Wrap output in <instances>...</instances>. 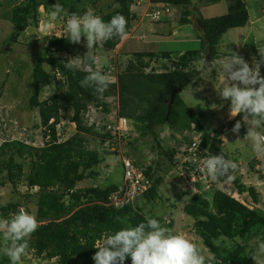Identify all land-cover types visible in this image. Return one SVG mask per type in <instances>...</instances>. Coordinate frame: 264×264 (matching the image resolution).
I'll return each mask as SVG.
<instances>
[{"label": "trees", "instance_id": "trees-1", "mask_svg": "<svg viewBox=\"0 0 264 264\" xmlns=\"http://www.w3.org/2000/svg\"><path fill=\"white\" fill-rule=\"evenodd\" d=\"M146 1L150 4L145 16L148 22H153L152 12L162 5L181 8L179 20L183 25L191 24L190 18L194 17L193 21L202 35L199 37L200 49L174 56L170 52H131L129 47L128 55L133 57L132 60L117 76L116 82L109 83V88L100 97L94 87H81V81L89 74V65L93 70V57L87 58L83 67L70 70L65 66L68 62L53 56L71 54V49L76 44L68 41L63 25V34L48 41L47 48L52 51L50 56H33L27 105L30 111L37 110L44 145L40 148L33 147L19 140L4 141L0 145V188L10 185L14 190L18 186L27 189L25 193H17L15 201L0 204L3 205L0 206V216L10 217L20 208L35 215L38 228L29 238L28 252L33 253L35 257L56 261V264H94L93 257L105 233L135 226L144 221L145 216L135 204L139 198L154 201L162 182V178L158 176L161 165L159 159L164 156L168 168L174 169L177 178L185 186L182 211L193 220L192 230L211 255L206 258L207 264H250L255 251L249 247V242L264 235V211L256 207L259 204V195L254 186H246L242 182L243 177L238 170L240 161L243 160L240 153H224L217 141L218 135L202 133L201 125L192 113L188 121L193 124L192 134L177 139L178 143L176 140L172 141L174 144L170 145L169 150L161 147L155 133L157 128L178 123L184 109L179 94L200 75V71L187 70L190 65L206 57L208 63L205 62L203 67H209V64L218 59L216 47L222 35L229 30L246 27L250 21L246 4L243 0H223L227 6L225 15L203 18L194 16L190 10L191 0ZM217 1L221 0H213ZM54 2L55 0L20 2L10 14V22L15 31L23 33L36 23L40 6H43L45 13L49 15ZM207 2L212 3L210 0L205 3ZM59 3L66 7L64 2ZM112 3L116 9L106 14L100 10L98 15L106 21L117 13L123 15L127 20L126 32H129L132 22L138 21L130 9L139 8L141 11V0H112ZM85 12L86 10L77 9L72 5L68 7L69 14L83 15ZM160 19L161 16L154 22ZM63 22L66 24V19ZM120 40L121 37H115L102 46L98 44L93 50L101 48L110 52L119 45ZM81 41L85 39L82 37ZM9 42L12 40L9 39ZM132 43L130 40L129 44ZM260 56H264V52L260 53L255 61H258ZM152 61H162L159 68L163 71L147 72L151 69ZM45 65L49 67V71L44 69ZM212 74H215V71ZM261 76H264V66L261 67ZM50 86L54 88L52 96L41 102L42 91ZM176 89H181V92L175 96L167 113L166 102L172 90ZM111 98H117L118 101L116 122L126 120L131 128L129 132L120 134V140L113 137L114 128L110 131L107 127H115L117 124L105 120L112 114L105 100ZM90 108L103 114L104 120L101 118L100 124H85L84 116ZM63 113L69 114L67 118L75 128V133L66 140L61 139L62 133L57 132L63 120ZM241 119V115H237V120ZM131 134H138L140 140L150 134L157 145L158 161L139 169L131 155L132 151L138 150V140H133ZM88 137L95 138L102 148L89 149L91 141H88ZM195 138L198 139L196 155L202 152V156L207 158L209 155L222 154L237 164V169L229 172L233 179L221 178L220 181L213 182L210 177H206L203 185L195 182L193 190L188 187L192 177L198 179L199 174L191 176L194 167L185 165L183 171L186 179L183 180L177 170L176 161L181 159L180 155L184 149L196 144ZM159 149L163 155L159 153ZM108 157L124 158L140 170L146 182V189L132 200H124L126 184L123 181L122 160L120 187L112 184L110 175L109 180L105 178L102 185H93L98 182L97 179L101 176L100 166ZM257 162L256 157L246 162L254 173L258 172ZM109 167L112 168L111 165ZM229 181H232L238 196L248 194L254 206L220 190L219 185ZM170 206L176 210L175 206ZM154 218L160 221V218ZM161 224L169 229L173 227V222L168 217H165ZM227 241L232 243L231 247H227ZM0 264H9L8 258L2 253ZM125 264H131L130 259L126 260Z\"/></svg>", "mask_w": 264, "mask_h": 264}, {"label": "rangeland", "instance_id": "rangeland-1", "mask_svg": "<svg viewBox=\"0 0 264 264\" xmlns=\"http://www.w3.org/2000/svg\"><path fill=\"white\" fill-rule=\"evenodd\" d=\"M22 1L23 0H0V87L3 85L0 90V145L4 141L19 140L33 147L40 148L44 145V139L42 136L43 130L40 128L38 113L37 110L30 111L27 105L30 97V79L34 62L33 56L35 54H38L39 57L50 56L52 51L47 48L48 41L52 37H58L63 34L64 30L62 26L65 25V23L61 21L54 24L52 27H46L49 15L45 13L43 6H40L38 9L37 22L32 24L30 28L23 33L16 32L14 26L10 22V14L12 9ZM60 1L65 3L67 12L70 5L86 11L94 10L96 14H98L100 10L102 13L106 14L116 9L112 0H59V2ZM206 1L191 0L190 10L195 14L194 16L212 18L227 13V6L223 0L220 2H213V0H210L212 1L211 4L204 5ZM243 1L246 4L250 21L247 23L246 27H244L245 29L229 30L220 38L219 44L216 47L218 59L209 64V67L214 69L215 74H212V72L211 75H207L203 72L204 63H208L206 57L201 61L192 63L187 70L194 69L200 71V75L193 84L189 85L192 89V95L190 94L189 86L179 94V99L182 101L184 109L181 111V117L178 123L176 125H166L163 128H157L155 133L161 147L164 150H169V148H171L170 145L174 144L172 141L176 140V143H178L179 140L177 139H182L183 136L186 137L188 134H192L193 127L191 126L193 124H190L188 121L190 114H194L201 125L202 133L218 135L217 141L224 153L227 155L237 152L240 153L245 161L241 159V167L238 169L243 177L242 182L246 186H254L256 193L259 195V204L256 205V207L264 211V154L256 155L253 153L250 142L244 140L248 128L247 124L244 121L237 120L236 116L232 117L230 115V102L223 100L219 96L223 85V79L217 61L225 56L226 49L242 57L250 66L253 63L251 58L253 57L255 60L260 53L264 52V0ZM56 2L57 0H55L54 3ZM140 5L142 11L133 9V7L130 9L131 13L135 14L134 16L138 18V23H136L137 27L133 21L129 32H127L126 36L121 38L119 45L114 50L105 52L101 48L95 50H93V48L88 49L85 40L81 41L79 44H75L71 49V54L52 55L66 62L77 57L81 59L86 57L85 60L89 57H93V70L95 69L94 71H100L102 74L107 75L109 82L115 83L117 76L124 71L127 63L133 58L128 55L129 47L132 49L131 52L137 50L170 52L174 54V56H179L188 51H198L200 49L199 37L202 35L199 34L198 30H194V27L198 28L194 21V26H184L180 23L181 8L170 7L169 14L162 15L158 22H154L156 20H153L151 23L145 18L146 13L149 11L147 1L141 0ZM190 19L192 20L193 18ZM254 21L255 23L252 24ZM250 27L257 29L256 38H251L252 41H248L247 45L243 46L242 51L239 53L236 49L237 44L234 43V40L238 38L239 41L243 40L246 37L245 31L249 30ZM166 31H172L173 35L169 37L168 33H165ZM241 33H244V35L241 36ZM9 39H11L12 42H9ZM130 40L133 41L131 45L129 44ZM83 64L80 67H83ZM161 64L162 61L158 63L152 61L150 63L151 69L147 70V72L150 70L156 72L163 71V69L159 68ZM44 69L49 71V67L46 65ZM53 90V86L45 88L41 93L40 101H47L52 96ZM105 101L109 111L112 113L111 116L106 117L105 120H113L114 115L118 114L119 111L117 98L106 99ZM68 116V113L65 115L63 113V120L60 122L61 125L57 128L58 134L62 133L61 139L63 140L68 139L75 133V128L69 122ZM101 118H104L101 112H96L93 108H90L84 116V122L87 125H91L92 123L100 124ZM237 121L241 123V128L238 133H233L231 129ZM116 128L119 131L126 129L122 122L117 123L115 129ZM221 136H224L228 142L223 141ZM130 137L133 140H138V150L132 151V153L130 151V153L134 161L137 162L139 169L153 165L158 161L157 145L150 134L146 135V137H143L141 140L138 134H131ZM88 141H91L88 145L89 149L96 148L100 150V148H102L95 138L88 137ZM118 145H120V143ZM159 153L163 155L160 149ZM253 157L258 158L257 173L251 171L246 163L247 160ZM120 160L121 159L118 157H108L105 159V162L100 166L101 176L97 179L98 182H94L93 185H102L101 183L105 181V178L107 181L109 180L108 176L110 175L112 184L120 187L122 183ZM159 162L161 165L159 167L158 176L162 178V182L158 187L157 196L154 201H147L145 198H139L135 204L136 208L145 217H157L160 218L161 222L165 217L170 218L173 222L171 230L174 233L185 235L186 238L198 246L205 259L209 258L211 255L202 245L200 238H198L192 230L193 220L183 214L182 207L185 199L183 191H185V186H183L177 178L174 169L168 168L164 156L159 159ZM110 165L112 168L109 167ZM219 186L220 190L228 193L230 196L253 205L248 194L238 196L232 181ZM26 191L27 189L24 186H18L16 190L10 185L0 188V204L15 201L18 197L17 193H25ZM170 205L175 206L176 210ZM261 239H264V235H261V238L257 237L249 242V247L252 248L255 253ZM0 243L1 249L7 246L2 235H0ZM226 245L227 247H231L232 243L227 241ZM22 264H56V261L43 260L35 257L33 253H28L26 256L22 257ZM250 264H264V256L253 255Z\"/></svg>", "mask_w": 264, "mask_h": 264}, {"label": "clouds", "instance_id": "clouds-1", "mask_svg": "<svg viewBox=\"0 0 264 264\" xmlns=\"http://www.w3.org/2000/svg\"><path fill=\"white\" fill-rule=\"evenodd\" d=\"M65 18L68 41L79 44L83 37L88 49L127 35V20L123 15L117 13L106 21L94 10H88L83 15L69 14L59 0L51 7L46 27H52ZM225 52V56L217 61L223 79L219 96L230 102V115H241L247 124L244 140L250 142L253 153L264 154V76H261L264 56L250 66L231 50L226 49ZM85 58L71 59L65 66L70 70L78 69ZM213 71L212 67L203 69L207 75ZM109 83L108 76L92 70L89 65V74L81 81V87H94L98 96L102 97ZM240 128L241 123L237 121L231 131L238 133ZM221 138L227 141L224 136ZM203 168L207 177L218 182L221 178L233 179L229 172L237 169V164L222 154L209 155L203 160ZM37 228L35 215L24 208L10 217L0 216V235L7 241V246L0 249V253L8 258L9 264H22V257L29 252V238ZM254 255L264 256V239L258 243ZM129 259L131 264H207L195 243L183 234L174 233L154 217H145L135 226L105 233L93 257L94 264H125Z\"/></svg>", "mask_w": 264, "mask_h": 264}, {"label": "bare ground", "instance_id": "bare-ground-1", "mask_svg": "<svg viewBox=\"0 0 264 264\" xmlns=\"http://www.w3.org/2000/svg\"><path fill=\"white\" fill-rule=\"evenodd\" d=\"M147 4H148V6L150 5L148 2H147ZM169 12H170V10H168L167 14H169ZM172 91H174V90H172ZM169 98H170V96H169ZM168 101H169V99H168ZM167 102H166V107H167ZM167 113H169L168 108H167ZM115 118L116 117L114 115V119ZM114 119L110 120L109 122L117 124L118 121L116 122V120H114ZM242 120L243 119H241L240 121H242ZM120 122H122L124 124V127L126 129L123 130L125 132H123V131L120 132L119 130H115L113 132V134H112L113 137H115V139L117 138L118 140H120V134L123 135L124 133L129 132V130H131L130 125L128 124V122L126 120L121 119V120H119L118 123H120ZM107 127H108V130H110V131L114 128V127H109V125H107ZM243 133H245V132H243ZM195 141H196V144H193L190 147H188L187 149H184L182 155H180V156H182L181 159H178V161H176L178 163L177 164V170L179 171V173H180L179 175L182 177L183 180L186 179L185 172L183 171L185 165H191V167H194L193 171L191 172V176H194L197 173L199 174L198 179H196L195 177H192L191 182H189L188 187L192 190L194 189V183L195 182H199L203 185L205 183V180L207 179L206 178L207 176L205 174V169L203 168V160H205L206 157L202 156V155H204L202 152L199 153L198 155H196V153L198 152L197 151L198 139L195 138ZM180 156H178V158ZM123 159L124 158L121 159L122 160L121 162L124 165L123 181L126 184V185H124V186H126L124 200L126 199V202H128L129 200H132L133 197L136 196L138 193H140L142 190L146 189V182H145V179L142 176L140 170H137V168L133 167L130 162H128L125 159L123 160ZM240 167H241V162H240Z\"/></svg>", "mask_w": 264, "mask_h": 264}, {"label": "crops", "instance_id": "crops-1", "mask_svg": "<svg viewBox=\"0 0 264 264\" xmlns=\"http://www.w3.org/2000/svg\"><path fill=\"white\" fill-rule=\"evenodd\" d=\"M204 1H206V0H204ZM209 1V0H208ZM209 4H211L210 2H207V3H204V5H209ZM138 10H139V8H137ZM142 11V10H141ZM192 18H194V17H192ZM136 23H138V21L136 22ZM136 23H135V26L137 27V25H136ZM141 23V22H140ZM255 23V21L254 22H252V24H254ZM251 24V25H252ZM186 25H189V26H194L193 25V19H192V23L191 24H186ZM186 25H184V26H186ZM171 29V28H170ZM241 29H245V28H241ZM194 30H198V28H195L194 27ZM199 32V31H198ZM246 33V37L243 39V40H241V41H239V38L238 39H235L234 40V43H236L237 44V46H236V49L239 51V53L242 51V49H243V46H245V45H247V43H248V41H250L251 40V38H253V39H255L256 37H255V35L257 34V29H254V28H252V27H250L249 28V30H246L245 31ZM165 33H168V35H169V37H171L172 35H173V32L172 31H166ZM199 34H200V32H199ZM181 35V34H180ZM241 36L242 35H244V33L242 34H240ZM181 39V38H180ZM252 41V40H251ZM243 43V44H242ZM242 44V45H241ZM241 46V47H240ZM239 48V49H238ZM252 59V61H255L254 59H253V57L251 58ZM243 121V120H242Z\"/></svg>", "mask_w": 264, "mask_h": 264}, {"label": "built area", "instance_id": "built-area-1", "mask_svg": "<svg viewBox=\"0 0 264 264\" xmlns=\"http://www.w3.org/2000/svg\"><path fill=\"white\" fill-rule=\"evenodd\" d=\"M168 8H166L165 6H160L157 10H155L154 12H152V14H153V20H158L159 18H160V16L162 15V14H167L168 13ZM115 130H118L117 128L115 129V127H114V131ZM121 132V131H120Z\"/></svg>", "mask_w": 264, "mask_h": 264}, {"label": "water", "instance_id": "water-1", "mask_svg": "<svg viewBox=\"0 0 264 264\" xmlns=\"http://www.w3.org/2000/svg\"><path fill=\"white\" fill-rule=\"evenodd\" d=\"M180 91H181V89H177V90L172 91V93L170 95V98H169V101L167 102V108H168V110L170 109V107H171V105L173 103V100L175 98V95L177 93H179Z\"/></svg>", "mask_w": 264, "mask_h": 264}]
</instances>
